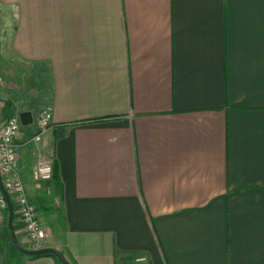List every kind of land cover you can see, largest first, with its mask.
<instances>
[{
  "label": "crops",
  "instance_id": "0c3cea01",
  "mask_svg": "<svg viewBox=\"0 0 264 264\" xmlns=\"http://www.w3.org/2000/svg\"><path fill=\"white\" fill-rule=\"evenodd\" d=\"M0 10L10 21L0 62L30 71L9 115L31 113L15 170L43 247L69 264H264V0H0ZM44 109L51 122L34 142ZM39 157L56 178L32 180ZM7 218L0 210V264Z\"/></svg>",
  "mask_w": 264,
  "mask_h": 264
},
{
  "label": "built area",
  "instance_id": "2783aa9c",
  "mask_svg": "<svg viewBox=\"0 0 264 264\" xmlns=\"http://www.w3.org/2000/svg\"><path fill=\"white\" fill-rule=\"evenodd\" d=\"M50 122V111H40L36 119L37 132L33 135L32 141H39ZM21 128L18 114L0 120V210L7 211L2 187L12 205L13 214L26 242L31 246L30 249L37 250L43 247L45 230L37 218L33 203L26 194L24 183L15 170L19 151L17 137ZM52 173V162L45 157H39L32 168L31 177L34 182H45L52 179Z\"/></svg>",
  "mask_w": 264,
  "mask_h": 264
},
{
  "label": "rangeland",
  "instance_id": "374dc122",
  "mask_svg": "<svg viewBox=\"0 0 264 264\" xmlns=\"http://www.w3.org/2000/svg\"><path fill=\"white\" fill-rule=\"evenodd\" d=\"M7 18H8L7 15L1 13L0 10V47H3L2 45L4 43L3 38H6L5 35L7 32L2 28V26L6 25L3 22H6L7 25L10 22L9 20H7ZM43 75L44 76L40 75V73L37 75L38 78L36 80V89H41L42 91H45L48 89L47 88L48 81L46 74L43 73ZM30 78L31 77H30L29 66L19 65L18 63L15 62H0V115L1 116L5 117L9 115L10 112L9 110L11 111L14 110L11 109L12 103L16 100V98H22V94L24 93L22 90L28 92V90L31 89ZM43 95H45V92L43 93ZM31 96H35V95L33 94ZM21 112H28V111H20L19 113ZM16 114H18V112L16 113L14 112L13 114L10 113L9 116ZM1 116H0V120H2ZM30 127H31L30 128L31 131L35 130V128L32 125ZM15 224L17 226V229H20L19 224L17 223L16 220H15ZM20 239L21 241H19ZM18 241L25 249L31 248L29 243L26 242L25 238L22 237V235L20 236ZM3 246L6 250V254L4 255L5 256L4 258L6 259L7 257V264H15L17 258L20 257L21 253H19L11 243L8 226H7V240Z\"/></svg>",
  "mask_w": 264,
  "mask_h": 264
},
{
  "label": "water",
  "instance_id": "95a60500",
  "mask_svg": "<svg viewBox=\"0 0 264 264\" xmlns=\"http://www.w3.org/2000/svg\"><path fill=\"white\" fill-rule=\"evenodd\" d=\"M19 120L22 126H27L32 123L31 113L30 112H21L18 114ZM2 194L4 195L6 202H7V226L10 234V240L14 248L21 254L28 256V257H37V256H44V255H52L59 260L61 264H69L67 260L64 258L63 254L53 248L49 247H42L37 250L33 249H25L18 241L15 230L13 227V208L12 205L5 193V191L1 187Z\"/></svg>",
  "mask_w": 264,
  "mask_h": 264
},
{
  "label": "trees",
  "instance_id": "16d2710c",
  "mask_svg": "<svg viewBox=\"0 0 264 264\" xmlns=\"http://www.w3.org/2000/svg\"><path fill=\"white\" fill-rule=\"evenodd\" d=\"M56 177H57V166H56V163L53 162L52 178H56ZM15 220H16V217H15V215H13V227H14V230L16 231L17 230V226L15 224Z\"/></svg>",
  "mask_w": 264,
  "mask_h": 264
}]
</instances>
